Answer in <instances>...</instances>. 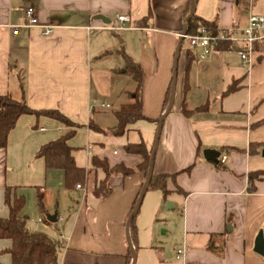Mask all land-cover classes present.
Returning a JSON list of instances; mask_svg holds the SVG:
<instances>
[{"label": "crops", "instance_id": "0c3cea01", "mask_svg": "<svg viewBox=\"0 0 264 264\" xmlns=\"http://www.w3.org/2000/svg\"><path fill=\"white\" fill-rule=\"evenodd\" d=\"M30 6L41 25L53 27L51 35L43 36L38 27L12 35ZM188 7L189 0H0V96L23 98L32 110H55L82 126L68 145L75 165L86 171L85 193L68 191L64 173L47 170L35 156L65 131L57 121L21 116L0 149V218L8 215V188L11 197L24 199L19 216L27 229L61 242L58 264H126L127 254L129 264H264V256L253 251L259 233L264 240V32L250 65L233 47L215 48L201 61L181 43L153 175L178 173L175 183L184 194L172 180L166 197L147 190L134 233L129 217L146 180L142 172L114 174L109 196L93 194L105 174L92 166V157L109 167L135 169L142 158L126 153L125 146L143 142L151 153L158 126L137 121L120 137L88 128L89 120L100 129L114 126V112L131 102L135 83L125 74L120 52L142 69V115L159 121L169 106L164 99ZM98 15L110 24L94 19ZM120 15L130 23L119 30ZM195 15L215 20L218 30L241 28L250 15L264 16V0H196ZM183 102L189 111L207 109L185 117ZM204 150L225 154V163L205 160ZM54 213L56 221H47ZM10 247V240H0V251ZM178 250L184 251L179 259ZM10 262L0 255V264Z\"/></svg>", "mask_w": 264, "mask_h": 264}, {"label": "trees", "instance_id": "16d2710c", "mask_svg": "<svg viewBox=\"0 0 264 264\" xmlns=\"http://www.w3.org/2000/svg\"><path fill=\"white\" fill-rule=\"evenodd\" d=\"M187 13L188 9L186 14ZM201 27H204L211 35H218L219 30L215 20L211 22L205 21L195 14L187 23V34L195 35L197 34V30ZM224 48L232 47L229 43H219L216 47V49L219 50ZM120 55L124 62L125 74L135 83V89L129 96L131 102L121 105L119 110L114 112L116 123L110 128L100 129L92 120H89L88 123V128L90 130L113 137L123 136L128 130V127L137 121L158 122V120H151L142 115L141 89L143 72L141 67L139 64L133 62L123 51L120 52ZM187 55L190 58L189 51H187ZM170 89L171 86L167 89L164 106H166L169 101ZM187 89L188 86L185 80L183 93H185ZM232 90L233 88L231 87L229 92ZM206 109L205 106L189 111L183 102L181 114L185 117H189L193 113L204 112ZM24 115L36 117L46 116L57 121L61 127L65 128V131L58 139L43 145L35 156L44 160L47 170H60L64 173L65 188L68 191H73L78 184L83 185L86 178V171L75 165L72 149L68 145L69 141L82 126L73 123L58 111H35L28 107L23 98L21 100H14L7 95L0 96V149L6 147L9 133L15 127L17 120ZM124 151L128 154L141 156L142 162L135 169H128L122 164L109 167L106 161H99L97 158L92 157V166L100 168L105 174L104 180L93 189V194L96 198L104 199L109 196L111 192L109 181L114 174H119L122 178H126L135 172H142L146 179L150 153L146 152L143 142L139 144H128L125 146ZM192 167L193 165L180 171V173H188ZM215 167H218V164L215 165ZM259 174L260 173L251 174L249 176L250 181L252 182ZM177 175L178 173L172 175H152L147 190L160 191L163 197H166L169 194L167 190V181L172 180L176 191L184 194L175 183ZM137 199L138 196L133 203V209L137 203ZM3 202L8 209V215L6 218H0V240H10L11 247L0 251V255L7 254L11 259L10 264H58V254L62 246L61 242L49 237L43 232L30 231L27 229L25 219L19 216L24 205V199L22 197H11V190L7 188L4 191ZM134 217L135 215L130 222L131 233H134L135 230ZM206 250L211 251V249ZM130 258V254H127L126 264L130 263Z\"/></svg>", "mask_w": 264, "mask_h": 264}, {"label": "built area", "instance_id": "2783aa9c", "mask_svg": "<svg viewBox=\"0 0 264 264\" xmlns=\"http://www.w3.org/2000/svg\"><path fill=\"white\" fill-rule=\"evenodd\" d=\"M117 21L120 25L119 30L130 23L129 17L125 15L118 16ZM33 27H38L43 36H49L53 31V27L39 23L35 8L30 6L25 10L23 24L12 27V35H18L21 29ZM263 32L264 16L250 15L244 28L233 27L228 30H219L218 35L214 36L208 33L204 27H201L195 35H188L187 33L183 35L181 33L179 39L181 38L182 41H185L189 48L196 50L198 52V59L201 61L207 59L219 43H229L241 62L250 65L255 45L263 38ZM87 149L90 150L91 146H88ZM217 160L219 164H224L226 155L222 153ZM75 188L85 193L83 186L78 184ZM38 222L41 223V219H38ZM183 254V250H178L176 258L179 259Z\"/></svg>", "mask_w": 264, "mask_h": 264}, {"label": "water", "instance_id": "95a60500", "mask_svg": "<svg viewBox=\"0 0 264 264\" xmlns=\"http://www.w3.org/2000/svg\"><path fill=\"white\" fill-rule=\"evenodd\" d=\"M195 5H196V0H189V10L188 13L185 17L184 20V26L182 29V34H186L187 33V23L188 21L193 17V15L195 14ZM94 19L100 20L102 21L104 24H110L109 19L102 17V16H95ZM181 43H182V39H179V42L177 44L176 47V55H175V60L173 63V76H172V82H171V89H170V98H169V106L166 109V111L163 113V115L161 116V118L158 121V126H157V130H156V135H155V139H154V144L150 153V158H149V163H148V169H147V176H146V180L145 183L138 195V199H137V203L129 217V222H131L133 216L137 213L138 209H139V205L141 203V200L145 194V192L147 191L150 179L153 175V163H154V157H155V152L157 149V145L159 142V136H160V132H161V124L163 121V118L165 117V115L167 114L169 108L171 107L172 104V100H173V94L175 91V83H176V72H177V56H178V52L180 51L181 48ZM262 155L264 156V151L262 152ZM220 156V153L214 150H204L203 151V157L205 160L207 161H211L213 163H217L218 162V157ZM56 216L57 214L54 213L53 215H48L46 216L47 221L49 222H55L56 221ZM253 251L255 253H257L260 256H264V240L262 237V234L259 233L255 239V245H254V249ZM132 256L134 257V252L132 251Z\"/></svg>", "mask_w": 264, "mask_h": 264}, {"label": "rangeland", "instance_id": "374dc122", "mask_svg": "<svg viewBox=\"0 0 264 264\" xmlns=\"http://www.w3.org/2000/svg\"><path fill=\"white\" fill-rule=\"evenodd\" d=\"M241 28H244V27H241ZM184 45H185V42H184ZM184 45H183V46H184ZM126 76H127V75H126ZM115 109H116V105H113V107H112L110 110H108V111H109V112H110V111H114ZM106 122H107V117L104 119V123H103V124L105 125ZM104 125H103V126H104Z\"/></svg>", "mask_w": 264, "mask_h": 264}]
</instances>
